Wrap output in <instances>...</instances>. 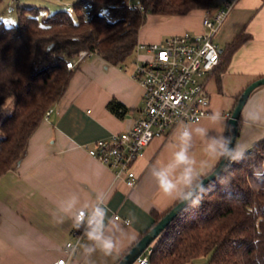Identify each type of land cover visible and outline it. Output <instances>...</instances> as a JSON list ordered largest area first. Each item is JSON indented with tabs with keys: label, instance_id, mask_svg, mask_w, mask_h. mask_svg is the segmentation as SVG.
Masks as SVG:
<instances>
[{
	"label": "crops",
	"instance_id": "obj_1",
	"mask_svg": "<svg viewBox=\"0 0 264 264\" xmlns=\"http://www.w3.org/2000/svg\"><path fill=\"white\" fill-rule=\"evenodd\" d=\"M224 1L217 0V6ZM205 11L150 13L138 42H162L185 32L203 34ZM241 34L248 37L231 51ZM215 41L222 51L219 65L207 78L209 114L188 125L187 145L180 138L185 130L182 124L155 137L134 164L139 176L135 187L115 178L85 145L129 130L140 117L144 87L134 77L137 58L121 66L94 56L76 66L62 99L32 134L20 160L0 178V264H53L63 257L66 264H116L152 227L154 213H164L178 201L161 192L155 170L173 164L175 153L185 146L201 178L218 165L222 157L212 159L207 151L210 139L227 138L228 114L232 115L247 86L264 77V0H237ZM112 101L127 108L124 117L109 109ZM260 108H264V85L251 93L243 108L237 145L251 148L264 138V119L247 118L249 114L254 118ZM214 113L219 114L215 121ZM198 128L205 129V134L198 133ZM184 167L176 165L170 172L181 190H185L180 184ZM97 207L105 210L104 236L115 241L116 250L105 255L87 238L86 229L75 253L68 256L66 244L73 237L77 212L93 213ZM88 248L95 251L89 253Z\"/></svg>",
	"mask_w": 264,
	"mask_h": 264
},
{
	"label": "trees",
	"instance_id": "obj_2",
	"mask_svg": "<svg viewBox=\"0 0 264 264\" xmlns=\"http://www.w3.org/2000/svg\"><path fill=\"white\" fill-rule=\"evenodd\" d=\"M73 5V13L61 9L42 15L37 6L19 4L17 24L0 19V104L14 98L12 113L0 121V178L20 160L48 110L64 96L76 70L67 63L79 52L125 66L135 59L150 13L188 14L215 7L217 0H79ZM247 37L241 34L230 50ZM109 109L119 117L127 111L118 101ZM242 122L241 114L235 145ZM249 149L205 185L198 204L190 203L161 232L149 264H193L203 256H209L205 264H264V175H254L264 172V138ZM171 208L155 212L152 227Z\"/></svg>",
	"mask_w": 264,
	"mask_h": 264
},
{
	"label": "built area",
	"instance_id": "obj_3",
	"mask_svg": "<svg viewBox=\"0 0 264 264\" xmlns=\"http://www.w3.org/2000/svg\"><path fill=\"white\" fill-rule=\"evenodd\" d=\"M129 2L132 3V0ZM236 2L237 0H225L220 6L206 9L203 17L206 31L203 34L185 32L169 36L162 42H138L137 52L142 49L147 51L145 56L137 57L134 71V77L144 87V107L140 117L129 130L85 145L91 156L113 171L115 178L123 179L128 186L135 187L139 176L134 170V164L155 137L165 135L180 124L188 129L190 123L199 122L209 114L211 98L207 78L221 61L215 35ZM64 4L69 13L74 12L73 4ZM85 14L89 18L90 9L87 8ZM91 56L92 53L83 50L67 66L75 68ZM51 112L52 108L48 110L46 117ZM228 116L231 117V114ZM81 212L84 213L85 220L79 228L73 230V237L66 244L68 256L75 253L83 233L88 229L87 218L92 213L80 209L77 215ZM152 250L151 245L137 261L149 264ZM66 263L67 259L63 257L53 264Z\"/></svg>",
	"mask_w": 264,
	"mask_h": 264
},
{
	"label": "clouds",
	"instance_id": "obj_4",
	"mask_svg": "<svg viewBox=\"0 0 264 264\" xmlns=\"http://www.w3.org/2000/svg\"><path fill=\"white\" fill-rule=\"evenodd\" d=\"M218 117L219 114L214 113L211 118L215 121ZM247 118L253 119V122L264 119V108H260L254 118L251 114H249V117ZM196 131L201 135L205 134V129L203 128H198ZM180 138L181 141L187 145L188 141L191 139V133L185 129L181 133ZM230 145H232L230 137L211 138L207 145V151L212 159L227 156L233 162L243 159L246 152L250 151L249 148L243 145ZM193 164L194 161L190 158L188 148L185 146L175 153L173 164H170L167 168L155 170L153 175L158 180L161 192L168 197L178 199L182 202L190 200L193 205L198 204L202 199L203 194L206 192V188L203 179L201 178V173L194 170L192 167ZM176 165H185L183 175L180 177V184L183 185L185 190H181L178 183L170 179V172ZM254 175L259 177L264 175V172H255ZM193 185H195V188ZM69 206H71V204ZM104 217L105 210L103 208L97 207L94 209L92 215L87 218L88 231L86 232V236L90 241L96 242L105 255H112L116 250L117 245L113 239L104 236ZM84 220L85 215L81 212L75 217L73 226L79 228ZM87 251L91 253L92 251H95V249L88 248Z\"/></svg>",
	"mask_w": 264,
	"mask_h": 264
},
{
	"label": "water",
	"instance_id": "obj_5",
	"mask_svg": "<svg viewBox=\"0 0 264 264\" xmlns=\"http://www.w3.org/2000/svg\"><path fill=\"white\" fill-rule=\"evenodd\" d=\"M221 51L222 50L220 49V52ZM261 85H264V77L259 78L249 84V86H247V88L239 97L237 105L235 106L232 115L228 120L229 132H227V137H230L232 140V145L230 146L235 145L238 132V122L245 104L247 103L251 93ZM231 162L232 161L229 157H222L218 165L211 172L202 177L204 186L219 177L224 172V170L230 165ZM193 187L195 188V185ZM190 203V200L183 202L179 201L175 206H173L171 210L155 226H153L145 235H143L134 246H132V248L117 262V264H133L134 262H136L138 257L156 241V239L160 236L161 232Z\"/></svg>",
	"mask_w": 264,
	"mask_h": 264
},
{
	"label": "rangeland",
	"instance_id": "obj_6",
	"mask_svg": "<svg viewBox=\"0 0 264 264\" xmlns=\"http://www.w3.org/2000/svg\"><path fill=\"white\" fill-rule=\"evenodd\" d=\"M13 1V0H11ZM10 0H3L0 4V19L4 21L6 25L12 26L18 23L20 10L17 5L37 6L40 8L42 15H48L55 10L65 9V2L73 4L79 0H62L63 2H57L55 0H18L17 3H12ZM9 6V7H8ZM138 51V50H137ZM136 51L135 59L139 56H145L147 51L145 49ZM14 98L7 99L4 103L0 104V121L6 118L12 113ZM209 256L199 257L194 260L193 264H205L208 261Z\"/></svg>",
	"mask_w": 264,
	"mask_h": 264
}]
</instances>
